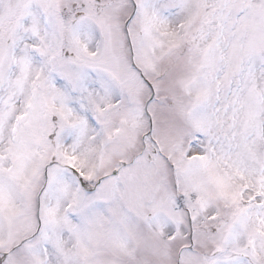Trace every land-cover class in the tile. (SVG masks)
<instances>
[{"label":"snow or ice","instance_id":"6c2138e0","mask_svg":"<svg viewBox=\"0 0 264 264\" xmlns=\"http://www.w3.org/2000/svg\"><path fill=\"white\" fill-rule=\"evenodd\" d=\"M0 264H264V0H0Z\"/></svg>","mask_w":264,"mask_h":264}]
</instances>
